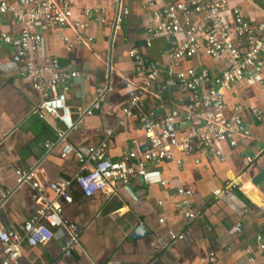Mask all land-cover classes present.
Returning <instances> with one entry per match:
<instances>
[{
	"label": "crops",
	"instance_id": "0c3cea01",
	"mask_svg": "<svg viewBox=\"0 0 264 264\" xmlns=\"http://www.w3.org/2000/svg\"><path fill=\"white\" fill-rule=\"evenodd\" d=\"M149 2L164 7L171 0H78V8H100L108 24L91 23L85 33L94 39L90 47L79 46L71 54L61 40L64 36L74 40L71 30L44 33L43 49L37 56L39 61L57 58L63 67L75 66L85 71L83 79L72 83L68 94L78 123V129L68 133V141L77 148H87L105 140L107 130H111L107 155L114 161H120L130 151L149 149L146 133L137 119L128 118L124 126L119 125L122 109L134 94V88L128 86L136 77L129 57L133 49H140L147 66L160 73L153 93L144 98L145 112L160 119L174 109H184L191 101L176 77L167 73L172 40L148 35V29L155 26L147 7ZM230 7H240L253 26L264 24V2L232 0ZM124 9L130 15L121 29H115L113 20ZM19 29L11 15H0V35L17 37ZM177 40L182 41L183 36ZM227 67L225 58L208 57L202 49L194 58L182 60L175 72L207 69L218 76ZM172 80L175 82L169 86ZM225 98L229 116H233L234 108L242 109L250 136L240 138L236 148L222 145L224 161L213 152H175L176 159L183 161L182 167L173 161L158 166L169 180L167 187L135 182L89 198L74 187L70 204L52 191L51 184L74 178L78 163L73 157H62L61 146H45L56 142L57 131L64 127L57 118L41 119L33 113L40 95L30 81L20 77L12 50L3 45L0 36V225L7 231L21 233L38 208L55 204L61 207L63 218L79 229V243L71 257L62 253L67 233L57 229L49 244L25 247L18 264H201L212 253L218 264H248L247 251L255 257L256 264H264V252L256 240L264 227V183L258 186L254 182L264 171V120L253 114L255 110L264 112V73H248L225 93ZM96 101H101V108L82 117ZM197 121L203 122L202 115ZM190 127H183V133ZM247 158L254 159L249 168L245 165ZM18 170L35 174L41 187L37 200L31 184L18 185ZM230 179L239 184L232 195L215 196V191L226 189ZM178 188L192 191L197 219L189 221L183 210L176 209L174 195ZM140 225L147 229L148 236L132 239ZM171 234L183 235L184 239L172 241ZM3 250L0 242V261Z\"/></svg>",
	"mask_w": 264,
	"mask_h": 264
},
{
	"label": "built area",
	"instance_id": "2783aa9c",
	"mask_svg": "<svg viewBox=\"0 0 264 264\" xmlns=\"http://www.w3.org/2000/svg\"><path fill=\"white\" fill-rule=\"evenodd\" d=\"M231 1L171 0L164 7H159L155 2L147 4L155 22V26L148 29V35L154 38L163 35L172 40L167 73L169 77H176L182 90L190 94L191 101L184 109H174L160 119L145 112L144 98L153 93L160 73L147 66L140 49H133L129 57L134 62L136 77L128 86L134 88V94L122 109L123 119L119 125L124 126L128 118L137 119L144 128L149 149L145 152L130 151L120 161H114L107 155L108 138L113 134L111 130H107L105 140L87 148H77L68 141V133L78 129L68 94L72 83L83 79L85 71L75 66L63 67L57 58L43 61L37 58L43 49L44 33L57 29H68L75 35L74 40L68 36L61 38L69 54L79 46L90 47L94 39L85 33L91 23L108 24L101 9L78 8V0L0 2V15H11L20 27L17 37L9 33H1L0 36L3 45L12 50V59L19 67L20 77L30 81L40 95L33 113L41 119L57 118L64 127L57 131L56 142L47 143L46 149L61 146L62 157H73L79 166L74 178L51 184L52 191L58 197L73 203L71 190L74 187L87 198L118 185L131 186L135 182H143L148 187H167L169 180L158 166L173 161L182 167L183 161L176 159L175 152L184 155L213 152L224 161L222 145L236 148L240 138L250 136L240 107L234 108L233 116L228 115L225 93L248 73L256 76L264 73V24L258 28L253 26L245 19L240 7H230ZM129 15L128 9L119 12L113 20L114 28L121 29ZM196 17L200 20H194ZM179 36H183L182 41L177 40ZM148 46H152L150 41ZM202 49L208 57L225 58L227 69L218 76L212 75L207 69L175 72V67L182 60L194 58ZM205 86L209 88L203 91ZM100 108L101 101H96L81 116H91ZM253 114L258 120H264V112L255 110ZM200 115L203 117L202 123L197 121ZM182 123H191L185 133ZM253 163L252 158L245 161L247 168ZM16 174L18 185H32L34 199L37 200L41 195V187L35 180V174L22 170ZM238 186L235 180L230 179L226 189L217 190L214 195L231 196ZM174 197L176 209L183 210L187 220L197 219L192 191L178 188ZM57 229L66 231L67 239L62 253L71 257L79 243V229L63 218L58 205L38 208L25 222L21 233L7 231L0 225V242L4 246V258L0 264H18L25 247L49 244ZM183 239V235L171 234L172 241ZM256 240L260 251L264 252V227ZM247 252V263L256 264L255 257ZM201 264H218V258L212 253Z\"/></svg>",
	"mask_w": 264,
	"mask_h": 264
},
{
	"label": "water",
	"instance_id": "95a60500",
	"mask_svg": "<svg viewBox=\"0 0 264 264\" xmlns=\"http://www.w3.org/2000/svg\"><path fill=\"white\" fill-rule=\"evenodd\" d=\"M175 81L172 80L170 83H169V86H171L172 83H174ZM191 123H186L183 125V127H186V126H190ZM254 182L255 184H257L258 186H262V184L264 183V171H262L259 175H257L254 179ZM148 231L147 229L140 225L136 231L134 232L133 236H132V239H138V238H143V237H146L148 236Z\"/></svg>",
	"mask_w": 264,
	"mask_h": 264
}]
</instances>
